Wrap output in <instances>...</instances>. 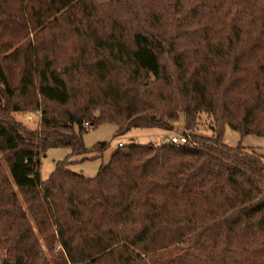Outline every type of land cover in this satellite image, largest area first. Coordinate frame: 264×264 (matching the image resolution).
Instances as JSON below:
<instances>
[{"label": "trees", "instance_id": "1", "mask_svg": "<svg viewBox=\"0 0 264 264\" xmlns=\"http://www.w3.org/2000/svg\"><path fill=\"white\" fill-rule=\"evenodd\" d=\"M15 94L41 115L37 131L0 118V264H49L38 237L54 264H264V160L222 143L225 126L264 138V0H0V97ZM180 114L186 143L41 179L86 128L167 132Z\"/></svg>", "mask_w": 264, "mask_h": 264}, {"label": "rangeland", "instance_id": "2", "mask_svg": "<svg viewBox=\"0 0 264 264\" xmlns=\"http://www.w3.org/2000/svg\"><path fill=\"white\" fill-rule=\"evenodd\" d=\"M63 50L60 51L62 53ZM5 56V54H4ZM2 57V56H1ZM13 85H17L18 77L11 76ZM28 100L24 97L15 96L7 99L4 96L0 97V118L9 120L24 127L26 130L37 131L40 126V109L33 110L32 106L27 105ZM19 111L13 110L14 108ZM195 133L203 137H214V124L209 115L205 113L199 114ZM75 132L78 130L75 128ZM184 132V120L180 114L176 122L172 123V131H162L159 129H143L131 128L125 133H117V127L111 123H102L96 127L86 128L81 134L82 145L85 149L84 153L76 154L68 148H50L40 158V176L42 180H46L54 171L55 165L58 163H67L66 168L76 174L83 175L88 178H93L97 175L99 169L106 166L112 153L117 149L118 143L123 145L129 144H154L162 143L163 137L179 136ZM189 133V132H186ZM99 143H105L107 148L103 152H98L96 147ZM222 143L232 149L241 147L246 152H255L264 160V138L254 135L242 136L238 132L225 126L222 134ZM8 155L0 152V167L3 173L9 179L7 158ZM16 191V189L14 188ZM21 200V197L19 196ZM34 229V225L32 224ZM35 231V229H34ZM36 233V231H35ZM39 244L43 251V255L49 264H54L52 256L56 257L59 254V247L54 245V251L51 252L48 245L40 238ZM3 264H7L5 261Z\"/></svg>", "mask_w": 264, "mask_h": 264}, {"label": "built area", "instance_id": "3", "mask_svg": "<svg viewBox=\"0 0 264 264\" xmlns=\"http://www.w3.org/2000/svg\"><path fill=\"white\" fill-rule=\"evenodd\" d=\"M86 126L88 125L87 123L85 124ZM187 142V137L184 135H179V136H170V137H163L162 138V144L165 145H174V146H179L183 143ZM123 143H118L117 147H122Z\"/></svg>", "mask_w": 264, "mask_h": 264}]
</instances>
